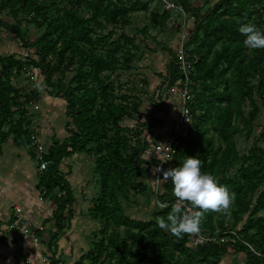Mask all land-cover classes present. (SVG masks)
I'll list each match as a JSON object with an SVG mask.
<instances>
[{
    "label": "trees",
    "instance_id": "obj_1",
    "mask_svg": "<svg viewBox=\"0 0 264 264\" xmlns=\"http://www.w3.org/2000/svg\"><path fill=\"white\" fill-rule=\"evenodd\" d=\"M177 1L182 3L195 20V34L185 46L191 57L190 61L196 62L191 74L194 123L193 130L191 129L188 136L182 140L174 161L167 164V169L179 166L186 156L197 155L202 161V171L214 175L219 184L235 194L232 207L238 209V213H248V200L251 201L257 196L251 210V216L256 215L264 211V190L259 191L264 185V147L261 146L264 144V126L255 137L253 147L243 155L237 150L235 137L243 130L250 129L257 119L256 94L264 101V49H249L244 44L245 36L240 32L241 25L246 23L255 24L264 30V0H220L205 14L192 10L189 0ZM104 3L105 0L86 1L87 8L92 13L90 20L79 18L74 8L65 9L63 12L57 11L56 15L46 22L45 33L33 44H28L22 38L19 23L6 24L1 13L5 10L19 9L17 12L33 15L34 19H38L45 16V12L50 11L52 7L47 2H39V0H0V27H5L11 34L22 38L24 47L37 48L40 61L30 60L33 66L44 69L49 57L55 55L62 63L67 54H71L72 59L83 54V60L80 58L82 71L89 63L94 65L93 58L88 56L81 46L92 44L90 37L92 30L89 24L94 22L103 27L99 22L101 18H105L107 23L116 24L119 18L126 17L134 10V8H119L115 5L105 7ZM170 15L167 12L162 13L163 20L168 19ZM158 19L159 16L156 15L154 20L158 21ZM59 45L62 50H58ZM192 45L194 49L189 50ZM1 62H8L12 67L21 65L14 56L2 59ZM175 63L176 56L168 68L169 88L181 78ZM47 67L45 83L53 88L48 94L52 98H59L61 88L53 86V77L60 71V64ZM96 67L99 71L110 69L109 64L102 58L97 60ZM81 71L79 75L84 76ZM257 73H260L261 80L255 86L252 78ZM9 77L8 73L7 79L0 81V113L3 117L0 120V149L10 136V132H4L3 127L6 120L14 113L12 108L24 106L20 98L15 96V91L9 84ZM58 85H61V80H58ZM92 93L94 92L82 86L69 88L67 91V115L71 122L65 128L71 135L64 141L53 137L47 159L52 160L55 165L49 168L37 185L39 190L43 188L48 192H54L59 188L62 193L54 199L56 210L52 216L55 229L53 235L48 234V237L47 234L37 232L39 237L48 238L45 237L46 240L43 241L49 252H52L51 264L58 263L57 245L64 228L65 210L77 200L70 183L64 178L57 177L56 174L64 159L80 153L97 158L96 172L100 177L101 193L93 212L101 219L127 229L122 242L114 237L111 240L113 253L117 255V264H127L129 259L136 257L135 264L145 262L202 264L201 261L220 264L221 260L231 252L226 247L211 245L190 251L187 247L190 234L186 233L183 238H177L159 228L156 222L133 221L123 213L120 196H124L130 189L137 190L140 187L137 178L146 173L148 161L144 158L143 131L156 129L161 126V122L154 118L147 119L141 132L123 128L120 125L122 118L133 117L127 106L111 102L104 108L96 110L94 109L96 99L92 97ZM247 102L252 110L248 116H245L243 105ZM133 108L139 111L138 105ZM211 131L218 137V146L213 138L207 139ZM27 133L17 132L15 139L23 143L24 139L29 138ZM238 162L241 166L236 175L233 178L228 177V169ZM164 184L167 193H173L171 179ZM160 199L162 202L172 203L176 197L173 194L170 199L166 196ZM170 210L171 207L167 208L158 218L166 216ZM69 213L71 214L72 210H69ZM216 214L217 211L214 210L206 211L200 229L214 233L216 229L213 218ZM225 219L226 214H223L216 220L218 234L226 231ZM146 231L147 234H144ZM19 235L22 241L23 236ZM244 238L264 254V218L256 220L249 218L244 228ZM168 246L172 250H169ZM99 247V256H101L104 252L103 243ZM136 248L141 250V254H135ZM233 253H246V264H263L264 261L254 256L246 246H239L233 250ZM90 255L92 256L93 253ZM96 261L98 258H95ZM80 264L86 262L81 260Z\"/></svg>",
    "mask_w": 264,
    "mask_h": 264
},
{
    "label": "rangeland",
    "instance_id": "obj_2",
    "mask_svg": "<svg viewBox=\"0 0 264 264\" xmlns=\"http://www.w3.org/2000/svg\"><path fill=\"white\" fill-rule=\"evenodd\" d=\"M86 1L39 0V2H47L52 8L45 12V16L38 19H34L33 15L17 12L19 9L5 10L1 16L6 24L19 23L23 40L28 44H33L45 33L46 22L54 17L57 11L63 12L65 9L74 8L79 18L90 20L92 13L87 8ZM219 1L189 0L192 10L202 14H205ZM104 5L105 7L115 5L119 8H134V10L126 17L119 18L116 24L107 23L105 18L99 20L103 27L94 22L89 24V28L92 30L90 36L92 44L81 46L85 53L93 58L94 65L89 63L82 71L80 70L82 65L80 58L83 60V54L77 55L75 59L71 58V54H67L62 63H60V58L55 55L49 57L44 69L33 66L30 60L40 61L37 48L24 47L22 38L11 34L7 28L0 27V81H5L9 73V84L15 91V96L24 103L23 107H13L14 113L5 122L3 131L10 132V136L4 145H12L23 156L29 154L27 159L33 157L37 185L40 182V175L35 155L32 150H28L15 139V134L28 132L27 134L30 136L31 132L37 128L40 133L39 137L43 140L47 150L53 143V137L60 141L69 137L70 131L65 128L71 122L67 115L68 103L66 101V93L69 88L82 86L93 91L92 97L96 99L94 105L96 110L104 108L111 102L127 106L133 117H123L120 125L134 132H141L144 121L147 119L159 120L160 127L143 131L142 139L145 141L156 142L161 139L164 134L169 132L179 113L177 92L169 88L165 82L168 79V68L174 59L175 51L183 43L186 45L195 34L194 17L191 15L182 21L179 14H172L168 19L163 20L162 11L155 0H105ZM156 15L159 16L158 21L154 20ZM174 22L175 24H173ZM193 49V45L189 47V50ZM58 50H62L60 45ZM11 56H14L21 65L12 67L8 62H1L2 59ZM99 58L109 64V70L99 71L96 67ZM59 64L60 71L53 77V86L61 88V95L59 98H52L48 92L53 88L48 87L45 83V71L48 70V65L53 67ZM33 71L36 73L34 74ZM80 71L84 76L79 75ZM259 75L260 73H257L252 78V83L255 86L261 80ZM58 80H61V85H58ZM255 101L258 106L256 121L250 129L243 130L235 137L240 155L245 154L253 147L255 137L264 126V101L257 94ZM135 105L139 106V111L133 108ZM243 110L245 116L251 112L252 108L248 102L243 105ZM1 119L3 117L0 113ZM241 128H243L242 125ZM191 129L193 130L191 127L189 132ZM210 138H213L218 146V137L212 131L207 135V139ZM261 146L264 147V144ZM96 159L95 156L86 153L76 154L64 159L56 174L57 177L64 178L70 183L71 190L78 200L65 210L64 228L58 238V243L61 242L64 247L58 244L57 252L61 250L66 253H63L57 264H80L81 260H84L86 264H117V255L113 253L111 240L114 237L119 238L122 242L127 229L117 227L111 221L101 219L93 212L101 193L100 177L96 172ZM147 161L146 173L137 178L140 187L137 190L130 189L124 196H120V202L123 213L129 219L139 222H156L159 214L171 207L160 208L161 203L168 204V202H162L160 198L166 196L167 199H170L173 193H167L163 180L158 179L153 168V162ZM240 166L241 163L238 162L229 168L227 176L233 178ZM37 185L35 189L38 191V197L40 188ZM262 190H264V185L259 189V191ZM60 195L62 193L59 188L54 192H49L48 202L54 203V199ZM256 198L257 196L251 201L248 200L249 212L246 214L238 213V209L233 208L232 203L226 212L217 211L213 218L216 229L214 234L218 233L216 223L218 216L226 214V230L236 231L245 239L244 228L249 218L255 220L264 218V211L251 216ZM69 210H72L71 214ZM242 230L243 232H241ZM144 234H147V231ZM102 243L104 252L99 256V246ZM169 250L172 248L170 247ZM90 253H93V257ZM46 254L50 255V259L52 258V252H46ZM135 254H141V250L136 248ZM95 258H98V261L95 262ZM136 260L137 257L131 258L127 264H135ZM201 262L208 264L207 261ZM246 263V253L238 255L231 251L221 260L220 264ZM143 264H148V262Z\"/></svg>",
    "mask_w": 264,
    "mask_h": 264
},
{
    "label": "built area",
    "instance_id": "obj_3",
    "mask_svg": "<svg viewBox=\"0 0 264 264\" xmlns=\"http://www.w3.org/2000/svg\"><path fill=\"white\" fill-rule=\"evenodd\" d=\"M160 7L162 13L167 12L169 14L177 15L179 14L182 18V21L191 16L184 8L182 3L177 0H155ZM175 24V22L173 23ZM185 25V24H183ZM185 44L183 43L176 51V66L179 69L181 78L171 87L173 90H176L178 99H179V113L176 115L173 126L171 127L169 134L164 139H158L156 142L150 140H144V157L150 162H155L153 168L157 173L158 179H162L163 182L169 181L163 178V171L167 170V164L174 161L178 150L181 146L182 140L188 136L189 129L193 126L194 115L192 112V106L194 104V94L192 89L191 74L194 70V64L196 62L190 61V56L188 55ZM35 74L36 71H33ZM170 80L168 79L165 84L169 87ZM40 133L38 129L31 132L29 138L23 140V145L28 149L32 150L35 155V160L38 164V172L40 178L49 170L50 167H53L55 164L52 160L47 159L48 150L46 149L43 140L39 137ZM161 169V170H157ZM48 191L46 189L40 190L38 200L41 204H46L50 199L48 197ZM174 200L172 203H168V206H172L175 203ZM167 206V207H168ZM15 215L17 221L15 222V227H17L20 232L19 234L23 235V228L30 225L28 217H26L25 211L16 206ZM20 226L22 228H20ZM40 231H43L44 228H38ZM3 241V235H0V242ZM216 245L219 247H226L227 250L233 251L239 246H246L249 251L256 257L262 258L264 260V254L259 252L253 245L249 244L245 239H243L240 234L236 231L226 230L221 234H214L208 230H201L198 233L190 234V240L187 244V247L190 251H197L199 248L206 246ZM23 246L26 248V242H23ZM29 255L32 254V249H28ZM27 264H35L31 260H27ZM39 264H51L52 261L45 254L41 257L38 262Z\"/></svg>",
    "mask_w": 264,
    "mask_h": 264
},
{
    "label": "crops",
    "instance_id": "obj_4",
    "mask_svg": "<svg viewBox=\"0 0 264 264\" xmlns=\"http://www.w3.org/2000/svg\"><path fill=\"white\" fill-rule=\"evenodd\" d=\"M168 131V130H167ZM170 131V130H169ZM164 134L161 139L167 137ZM0 235H3V241L0 242V264H26L27 260L37 263L46 252H49L47 245L43 240L46 239L38 236V228L43 227L40 231L44 234L53 235L54 222L53 213L56 209L54 203L41 204L38 201V191L35 189L37 179L35 178L34 159L26 158L23 154L13 148L12 145H4L0 151ZM35 179V181H34ZM78 202V200H77ZM21 207L30 221L28 227H24L22 241H20V230L15 227L17 221L15 207ZM54 207V208H53ZM50 220L49 222H47ZM20 228H22L20 226ZM50 232V233H49ZM49 237V236H48ZM26 242V248L23 246ZM61 247L64 244L58 243ZM66 247V246H65ZM32 249L29 255L28 249ZM63 249V248H61ZM59 253V254H58ZM66 252H57V261ZM244 253H239L242 255ZM47 256H50L49 254Z\"/></svg>",
    "mask_w": 264,
    "mask_h": 264
},
{
    "label": "clouds",
    "instance_id": "obj_5",
    "mask_svg": "<svg viewBox=\"0 0 264 264\" xmlns=\"http://www.w3.org/2000/svg\"><path fill=\"white\" fill-rule=\"evenodd\" d=\"M240 32L249 49H264V30L257 25L242 24ZM201 165L197 155L186 156L179 166L163 171L164 179L171 178L176 201L166 216L159 217L156 223L177 238H183L186 233H198L206 211L226 212L235 199V194L219 184L214 175L202 171ZM159 206L165 208L168 205L161 203Z\"/></svg>",
    "mask_w": 264,
    "mask_h": 264
}]
</instances>
